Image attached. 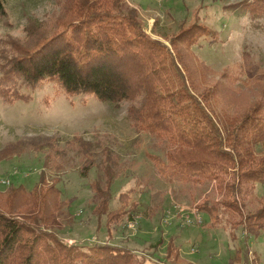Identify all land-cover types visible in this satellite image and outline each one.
<instances>
[{
	"label": "rangeland",
	"instance_id": "obj_1",
	"mask_svg": "<svg viewBox=\"0 0 264 264\" xmlns=\"http://www.w3.org/2000/svg\"><path fill=\"white\" fill-rule=\"evenodd\" d=\"M64 1L6 0L0 13V53L24 52L38 42L39 34H50ZM239 1L127 0V5L139 10L146 32L167 45L182 21L197 17L193 12L201 5L197 14L214 34L195 46L197 53L218 70L230 64L243 75L235 103L218 105L225 113L259 98L264 86V20H252ZM21 91L27 97L5 101L0 95V153H6L0 154V189L7 193L11 183L23 185L17 195L0 197L1 207L24 217L35 215L40 225L54 229L68 244L88 246L110 238L132 248L135 260L142 264H229V257L246 244L244 224L233 225L239 219L235 211L220 210L212 223L200 209L207 200L226 197L225 185L236 181V169L219 171L223 183L194 173H172L167 152L173 149L165 138L129 118V102L115 105L89 93L70 94L50 80ZM108 154L118 161L109 208L118 209L119 216L110 224L108 209L98 217L95 208L100 200L92 187L98 178L106 185ZM98 164L102 166L97 168ZM41 172L47 178L41 190L48 191L46 199L34 204L27 191L39 182ZM51 185L54 188L49 189ZM121 193L127 195L126 201ZM229 197L244 201V213L258 210L264 205V184L243 195L236 189ZM132 202H138L139 210L128 218ZM233 231L240 236L234 239ZM171 237L173 252L179 251L177 259L167 256ZM247 243L250 260L258 259L252 263L264 264V231Z\"/></svg>",
	"mask_w": 264,
	"mask_h": 264
},
{
	"label": "trees",
	"instance_id": "obj_2",
	"mask_svg": "<svg viewBox=\"0 0 264 264\" xmlns=\"http://www.w3.org/2000/svg\"><path fill=\"white\" fill-rule=\"evenodd\" d=\"M5 2L0 0V13L5 11ZM238 4L252 20H264V0H241ZM200 9L201 5L194 10L195 19L179 24L167 45L146 32L139 10L127 5V0H65L52 32L39 34L41 47L35 49L36 42L18 54L0 53V95L5 101L27 97L21 89L50 80L58 81L70 94L89 93L115 105L129 102V118L165 138L173 149L167 152L172 173H194L223 183L219 171L236 169V181L225 185L226 197L207 200L200 209L212 223L220 210L238 214L233 225L244 224L245 234H240L246 244H241L228 262L253 264L258 259L250 260L247 242L264 231V205L244 213V201L231 199L229 193L237 189L243 195L264 184V86L259 98L233 112L225 113L218 106L234 102L241 93L238 85L243 75L230 64L218 70L197 53L195 46L214 34V29L200 20ZM114 160L108 154L106 185L102 186L99 178L92 184L94 196L100 200L95 210L99 209L100 217L108 209L107 224L119 216L118 209L109 208L118 167ZM89 168L82 171L84 176ZM45 183L46 174L41 172L39 182L27 191L34 204L46 199L48 190H41ZM7 188V193L0 189V197L6 200L17 195L23 185L11 183ZM120 196L126 201L125 193ZM138 206L132 202L128 218L137 213ZM6 208L0 205V264H142L135 260L132 248L110 238L88 246L68 244L54 229L40 225L41 219L35 215L24 217ZM239 236L232 233L234 239ZM172 239L167 256L173 254L177 259L179 251L173 252Z\"/></svg>",
	"mask_w": 264,
	"mask_h": 264
},
{
	"label": "built area",
	"instance_id": "obj_3",
	"mask_svg": "<svg viewBox=\"0 0 264 264\" xmlns=\"http://www.w3.org/2000/svg\"><path fill=\"white\" fill-rule=\"evenodd\" d=\"M1 182H2V183H6V184H7V183H10L8 180L6 181V180H4V179H1Z\"/></svg>",
	"mask_w": 264,
	"mask_h": 264
},
{
	"label": "crops",
	"instance_id": "obj_4",
	"mask_svg": "<svg viewBox=\"0 0 264 264\" xmlns=\"http://www.w3.org/2000/svg\"><path fill=\"white\" fill-rule=\"evenodd\" d=\"M259 256V255H258ZM260 258H261V256H260Z\"/></svg>",
	"mask_w": 264,
	"mask_h": 264
}]
</instances>
